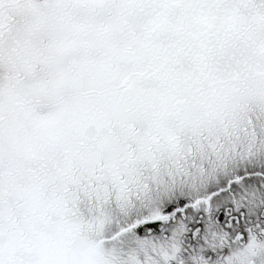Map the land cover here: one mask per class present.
<instances>
[{
	"label": "snow or ice",
	"instance_id": "1",
	"mask_svg": "<svg viewBox=\"0 0 264 264\" xmlns=\"http://www.w3.org/2000/svg\"><path fill=\"white\" fill-rule=\"evenodd\" d=\"M0 264H264V0H0Z\"/></svg>",
	"mask_w": 264,
	"mask_h": 264
}]
</instances>
